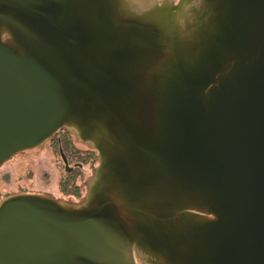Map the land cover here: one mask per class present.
<instances>
[{"label": "water", "instance_id": "obj_1", "mask_svg": "<svg viewBox=\"0 0 264 264\" xmlns=\"http://www.w3.org/2000/svg\"><path fill=\"white\" fill-rule=\"evenodd\" d=\"M58 130L85 189L0 199V264H264V0H0V165Z\"/></svg>", "mask_w": 264, "mask_h": 264}, {"label": "flooded vegetation", "instance_id": "obj_2", "mask_svg": "<svg viewBox=\"0 0 264 264\" xmlns=\"http://www.w3.org/2000/svg\"><path fill=\"white\" fill-rule=\"evenodd\" d=\"M79 145L72 135L58 130L42 148L25 150L9 158L0 165V199L18 192L78 198L85 189L95 155ZM37 150L43 151L45 156L39 159L32 157L30 153ZM48 156L52 157V163ZM46 166L50 169L49 175L45 172Z\"/></svg>", "mask_w": 264, "mask_h": 264}, {"label": "rangeland", "instance_id": "obj_3", "mask_svg": "<svg viewBox=\"0 0 264 264\" xmlns=\"http://www.w3.org/2000/svg\"><path fill=\"white\" fill-rule=\"evenodd\" d=\"M30 154H31L32 157H35L36 159H39V158L45 156V153H44L43 151H38V150H37V151H34L33 153L31 152ZM94 157H95V156H94ZM48 158L51 160V163H52V160H53V159H51L52 157L50 158V157L48 156ZM41 168L44 169V168L42 167V165H41ZM92 168H93V167H92ZM91 170H92V169H91ZM49 171H50V169L46 166V168H45V172H46L48 175L50 174ZM90 173H91V171H90ZM90 173H89V174H90Z\"/></svg>", "mask_w": 264, "mask_h": 264}]
</instances>
